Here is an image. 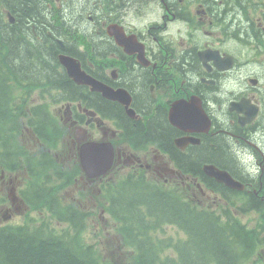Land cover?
Here are the masks:
<instances>
[{"label": "flooded vegetation", "instance_id": "af4514ba", "mask_svg": "<svg viewBox=\"0 0 264 264\" xmlns=\"http://www.w3.org/2000/svg\"><path fill=\"white\" fill-rule=\"evenodd\" d=\"M0 2L14 31L0 40L10 45L11 37L22 36V45L45 62L38 75L58 80L45 88L72 97L54 103L64 145L53 155L67 173L77 164L75 191L65 194L73 204L94 207L86 219H104L101 203L118 215L129 188L140 185L141 194L159 198L157 208L171 222H190L200 241L230 246L222 245L229 264H264V0ZM41 15L49 19L44 25L36 22ZM61 55L76 60L94 87L67 81ZM99 84L109 88L108 97ZM27 130L36 145L38 136ZM94 142H109L113 161L106 174L88 177L80 151ZM213 172L238 182L229 185ZM127 174L146 180H119ZM2 178L1 192L13 190L11 203L19 209L26 195L18 194L21 182ZM169 196L170 207L164 205ZM245 211L256 218L251 228L239 216ZM210 212L219 219L212 222ZM197 224L206 231H195ZM247 231L250 259L242 262ZM149 234L161 247L160 264L177 256L191 264L194 256L181 247L191 237L182 227L172 222Z\"/></svg>", "mask_w": 264, "mask_h": 264}, {"label": "trees", "instance_id": "16d2710c", "mask_svg": "<svg viewBox=\"0 0 264 264\" xmlns=\"http://www.w3.org/2000/svg\"><path fill=\"white\" fill-rule=\"evenodd\" d=\"M28 2L25 4H29ZM48 21V17L44 15L36 20L39 25H44ZM2 31L5 32V37L6 33H14L8 25H4L0 12V37ZM22 39V36H13L9 40L10 45L6 39L0 40V158H3V155L6 158L9 153L11 154L12 147L18 143L19 119L25 114L24 109L31 95L24 89L32 87V79L40 70H44L45 62L38 60L36 55L32 56L31 46H23ZM9 50L12 55L7 59L6 51ZM12 59L18 61L14 62ZM54 81L58 80H50ZM9 164L7 161L4 162L5 167ZM37 201L41 202L42 198H38ZM44 208L49 211V204H45ZM147 208L155 213V204H147ZM162 209L165 212L164 208ZM56 210L57 206L50 207L52 214ZM49 220L42 218L39 224L35 220H27L23 225H0V264H96L91 257V248L85 247L81 237L87 222L70 219L68 220L70 227L56 234L55 225ZM194 230L206 231V228L197 224ZM190 243L191 241L182 243L181 246ZM222 245L225 244L216 238L210 245L195 236V247L187 248L185 251L194 256L191 264H203L208 258H215L219 264H229L231 260L224 256ZM225 246L231 251L230 246ZM149 249L151 248L147 247L144 251L150 253Z\"/></svg>", "mask_w": 264, "mask_h": 264}, {"label": "rangeland", "instance_id": "374dc122", "mask_svg": "<svg viewBox=\"0 0 264 264\" xmlns=\"http://www.w3.org/2000/svg\"><path fill=\"white\" fill-rule=\"evenodd\" d=\"M52 91V89H49ZM38 94V90L36 92ZM40 100H37V98L34 99L33 101V105H36V104H39ZM28 133L27 131L25 132L24 135H21L20 136V142L21 144H23L25 147L27 148H32V146L30 145V142H29V139H28ZM145 200H148V201H152L153 199L150 198V196H146L144 195L143 196ZM5 217H8V216H11L7 219H4V216ZM23 218V212L19 213V212H16L14 211V213L10 214V210L9 211H6V209H0V220L2 223H18V222H21V219ZM106 240V238H105Z\"/></svg>", "mask_w": 264, "mask_h": 264}, {"label": "bare ground", "instance_id": "6f19581e", "mask_svg": "<svg viewBox=\"0 0 264 264\" xmlns=\"http://www.w3.org/2000/svg\"><path fill=\"white\" fill-rule=\"evenodd\" d=\"M246 1V0H245ZM49 20V19H48ZM231 21L232 22H235V21H238V19H236V17L234 16V14L232 15V18H231ZM160 209V211H162V215L164 217H166V213L163 211L162 208H158ZM174 223V225H178L179 227H182V230L187 232L190 237H191V243L187 246H181L184 250H186L187 248H193L195 247V234L192 232V230H190L186 225H190V222L189 223H186V225H184L183 223L179 222V221H176V220H173L172 221ZM181 224V225H180ZM196 226V225H195ZM195 226H194V229H195ZM151 250V249H149ZM209 262H213L214 264H219L217 262V260L215 258H208L203 264H207Z\"/></svg>", "mask_w": 264, "mask_h": 264}, {"label": "water", "instance_id": "95a60500", "mask_svg": "<svg viewBox=\"0 0 264 264\" xmlns=\"http://www.w3.org/2000/svg\"><path fill=\"white\" fill-rule=\"evenodd\" d=\"M61 62L62 64L67 67L69 75L73 78L77 76V62L74 59L70 58L69 56L61 55Z\"/></svg>", "mask_w": 264, "mask_h": 264}]
</instances>
